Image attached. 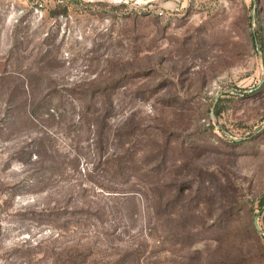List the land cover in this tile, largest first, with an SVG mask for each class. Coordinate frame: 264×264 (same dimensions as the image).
I'll use <instances>...</instances> for the list:
<instances>
[{
    "label": "rangeland",
    "instance_id": "rangeland-1",
    "mask_svg": "<svg viewBox=\"0 0 264 264\" xmlns=\"http://www.w3.org/2000/svg\"><path fill=\"white\" fill-rule=\"evenodd\" d=\"M0 264H264V0H0Z\"/></svg>",
    "mask_w": 264,
    "mask_h": 264
},
{
    "label": "trees",
    "instance_id": "trees-1",
    "mask_svg": "<svg viewBox=\"0 0 264 264\" xmlns=\"http://www.w3.org/2000/svg\"><path fill=\"white\" fill-rule=\"evenodd\" d=\"M256 39L259 40V42L262 44V41H261V38H260L259 35H258V37L256 36ZM114 157L116 158V160L119 159V155L118 154H115ZM109 161L111 162V160H109ZM114 162L115 163H113V162L109 163L108 161H106L104 163L106 164V166H108L109 169H113V168H115L114 170L119 169V167L122 165V162H116V161H114ZM131 167H132V165H131ZM107 171H109V170L107 169Z\"/></svg>",
    "mask_w": 264,
    "mask_h": 264
},
{
    "label": "water",
    "instance_id": "water-1",
    "mask_svg": "<svg viewBox=\"0 0 264 264\" xmlns=\"http://www.w3.org/2000/svg\"><path fill=\"white\" fill-rule=\"evenodd\" d=\"M255 225H256V228H257L258 230L261 229V227H260V225H259V223H258L257 216L255 217Z\"/></svg>",
    "mask_w": 264,
    "mask_h": 264
}]
</instances>
